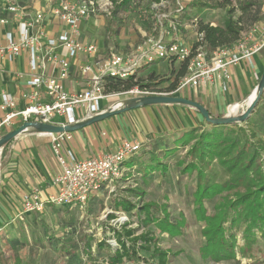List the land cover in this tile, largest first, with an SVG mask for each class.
Returning <instances> with one entry per match:
<instances>
[{"label":"built area","instance_id":"2783aa9c","mask_svg":"<svg viewBox=\"0 0 264 264\" xmlns=\"http://www.w3.org/2000/svg\"><path fill=\"white\" fill-rule=\"evenodd\" d=\"M118 1L61 0L48 10L32 12L20 0H4L0 24L17 25H11L0 39V76L6 72L7 61H14L25 53L29 55V70L16 74L25 78L28 87L22 92L24 106H19L16 96L0 91V136L26 121L68 125L104 112L102 102L117 94L106 92L105 76L127 79L159 59H174L186 64V73L175 90L163 91L157 86L135 85L119 93L128 98L174 95L184 89L217 85L223 80L225 83L230 77L231 67L245 60L250 61L264 49V26L251 27L233 45L209 52L204 33L195 30V39L185 41L181 32L192 30L194 24L178 21L175 24H151L150 29L154 33L144 35L131 51H119L111 46L107 54H102L94 41L81 40V24L94 18L112 17ZM169 2H152L150 7L159 9ZM174 3L177 13H183L185 2L174 0ZM139 10L140 13L148 12L146 9ZM52 20L65 26L57 37L48 34L47 24ZM60 52L64 54L61 56ZM82 55L88 58L80 66L82 74L88 76V86L81 91H69L63 81L70 77L71 60ZM114 106L115 103L109 108ZM238 106L235 104L233 109ZM58 117L64 120L59 121ZM43 134L50 137L52 152L60 165V172L52 179L55 191L44 194L39 187H34L22 198L21 214L41 213L49 205L85 212L94 193L104 187L111 189L126 176L125 163L144 146L141 140L125 139L114 152L78 159L71 149H66V144L73 139L72 132ZM118 219L119 223H123L127 216ZM109 243L113 247L118 245L115 240Z\"/></svg>","mask_w":264,"mask_h":264},{"label":"trees","instance_id":"16d2710c","mask_svg":"<svg viewBox=\"0 0 264 264\" xmlns=\"http://www.w3.org/2000/svg\"><path fill=\"white\" fill-rule=\"evenodd\" d=\"M233 2L234 0L191 2V8L197 6L198 13L190 15L192 24L196 31L204 33V42L207 50L211 52L221 46L233 45L251 27L259 25L242 24V17L236 19ZM143 3L144 0H119L114 15L123 18L124 13L136 12ZM241 5L243 12H246L255 4L251 1ZM212 8L228 9L222 25L205 22L203 17L199 16V13L205 14ZM189 11L191 12L188 9L187 12ZM184 12L180 21L185 18ZM161 61L169 62L174 59H159L155 63ZM150 67L140 69L143 73H149L145 79L136 76L127 79L105 76L106 92H122L135 85L155 86L172 81L171 77L175 75V80L167 87L169 91H173L177 88L179 79L186 73L185 63L181 64L179 72L171 69L167 78H160L156 70H149ZM261 101L264 105V93ZM207 124L210 128L191 127L179 135H173L171 140L156 142L155 147L150 148L152 156L148 161L144 163L132 156L126 165L131 169L139 164V169L145 175L152 170H160L165 174L170 162L164 158L171 157L180 148L187 149L189 160L180 159L177 161V166L181 168L182 174L196 173L193 193L194 213L196 219L203 223L202 233L206 238L205 244L200 248L201 257L215 262L237 263L240 261L238 255L252 258L253 246L256 245L259 237L264 238V159L262 157L264 140L251 126L247 128L242 124L216 125L209 122ZM160 144H163L162 147ZM145 147L146 145L142 150ZM124 178L120 182L124 181ZM124 189L129 196L115 200L113 204L115 211L107 215L111 220L115 219L119 212L127 216V220L123 223L110 228L111 237L118 245L113 247L107 242V238L96 241V252L93 256L92 243L89 240L87 253L94 260V264H124L140 261L143 264H169L172 251L162 248L159 244L160 238L148 227L152 225L160 233L175 236L182 233V228L186 225L185 218L172 219L167 206L143 201L145 190L140 185ZM210 203L211 209L208 206ZM134 224L137 226H133ZM140 230L142 232H139Z\"/></svg>","mask_w":264,"mask_h":264},{"label":"rangeland","instance_id":"374dc122","mask_svg":"<svg viewBox=\"0 0 264 264\" xmlns=\"http://www.w3.org/2000/svg\"><path fill=\"white\" fill-rule=\"evenodd\" d=\"M53 1L59 2L61 0ZM182 1L185 2L186 12H184L185 18L181 22L182 24H192L190 15L198 14L196 10L197 6L191 8V2L193 3V0ZM251 1L255 5L248 11L243 12L241 3ZM151 3L150 0H144L143 5L139 8L148 10L147 13H140L138 9L136 12L133 11V13H124L123 18L114 14L108 18H94L90 21L88 27H97L95 28V38L97 41L104 42L106 47L109 43L110 46L116 47L119 51H131L133 45L142 40L144 35L154 33L150 29L151 24H175L183 18L181 17L183 15L182 13H177L178 8L174 0H170L168 4L159 9L155 8V10L151 9ZM233 3L235 7L234 17L236 19L242 17V24H259L260 26H264L263 0H234ZM188 9L191 10V12L189 11L190 13L187 12ZM227 10L224 8H212L208 9L205 14L199 13V16L201 18L203 17L205 22L222 25L227 16ZM119 29H121V33ZM86 32L90 34L88 31ZM195 32V28H192V30L184 29L181 32V36L185 41H193L195 39ZM90 36L92 37L91 34ZM181 64L183 63L177 60L166 61L161 65L158 76L160 78L169 77L171 69L174 72H179ZM147 74L149 73L141 72L136 77L145 79L148 76ZM260 77L261 74H257L253 91L258 85ZM171 80H175V75L171 77ZM172 81L156 84L155 86L163 91H169L167 87ZM185 90L187 89L174 95L185 97L183 96ZM189 90H193V88ZM253 91L235 109H233V106L236 103H231L228 107L225 105L223 109H220L221 107L215 105L217 100H211V98L208 99L211 103H207V105L213 104L215 117L240 115L247 109L249 97ZM122 92H117V94ZM117 94L110 98L109 101H103L102 105L108 103L110 106L128 98L127 95ZM217 111L219 112L217 113ZM263 112L264 105L260 101L249 119L240 124L247 128L249 126L253 127L264 140ZM143 114H146L145 111H143ZM114 116H119V114ZM58 118L63 119L61 117ZM247 122L249 124H246ZM205 127L210 128V125L206 124ZM172 136L171 134L165 140H171ZM156 142L159 143L158 141ZM155 144H151L150 146L146 144L147 146L135 154L133 158L145 163L152 156L150 148H154ZM162 145L160 144V147ZM186 152L187 149L180 148L171 157L164 158L170 162V167L165 174L160 170H152L148 175H145L139 169V164L129 169L126 165L130 160L128 159L125 163V167L128 168L127 177L124 178L125 180L115 184L111 189L104 187L101 191L94 193L88 209L85 212L62 206L49 205L41 213L21 214L19 209L15 208L16 213L14 214L9 212V210L7 211V207L1 205L6 213L0 212V264H94V260L87 253V242L89 240L91 241L92 253L95 256L96 241L107 238V242L109 243L110 240H114L111 237L112 231L110 228L117 227L120 224L118 218L124 215L119 212L117 217L112 220L108 219L107 215L115 211L113 207L115 200L129 196L126 194L124 188L138 185L142 186L145 190L143 201L167 206L172 219L185 218L186 220V225L182 228V233L175 236L160 233L152 225L148 227L154 230L156 236L160 238V246L172 251L173 255L170 257L171 262L169 264H264V238L260 237L256 245L253 246L252 252H254V256L252 258L238 255L240 261L236 263L233 261L215 262L210 259L204 260L201 257L200 248L205 244L206 238L202 233L203 223L196 219L194 213L193 193L196 186V173L192 175L182 174L181 168L177 166L178 160L188 159ZM262 153L264 159V151ZM1 165L2 159L0 156V168ZM208 206L210 209L212 208L211 203ZM133 226L137 225L134 224ZM142 230L139 232H142ZM241 244H243L242 240ZM124 264L143 263L140 261L137 263L126 262Z\"/></svg>","mask_w":264,"mask_h":264},{"label":"crops","instance_id":"0c3cea01","mask_svg":"<svg viewBox=\"0 0 264 264\" xmlns=\"http://www.w3.org/2000/svg\"><path fill=\"white\" fill-rule=\"evenodd\" d=\"M20 2L29 11L35 12L48 10L50 6L60 1L20 0ZM3 4L4 0H0V12ZM91 20L93 19L84 21L81 24V40L86 42L94 41L99 44L100 52L106 54L111 46L108 43L106 47L104 42L96 40L95 28L97 27H88ZM16 22L14 21V23ZM11 25L15 26L17 23ZM11 25L2 26L0 24V39L12 27ZM64 29L65 26L57 20L48 21L47 30L50 36L57 37ZM86 31L94 37L92 38ZM120 31L121 29H119ZM63 54L64 52H60L61 56ZM87 60L88 58L83 55L71 60L70 77L63 81L65 89L81 91L88 86V76L83 75L80 70V66ZM164 63L165 61L155 63L149 70L158 72ZM5 70L6 72H3L0 76V91L5 90L16 96L19 106L22 107L25 105L22 92L27 90L28 87L25 83V78H20L16 74L17 72H28L29 55L25 53L14 61H7ZM263 70L264 49L255 54L250 61L245 60L238 66L231 67L230 77L225 83L223 80L217 85H202L193 88V90L187 89L183 96L203 104L213 116H216L213 112V104L207 105V103H211L208 101L209 98L211 100L216 99L215 105L221 107L220 109H223L225 105L228 107L231 103L240 104L244 102L255 87L257 74L262 75ZM141 72L139 71V73ZM224 85L226 88H224ZM108 108V103L103 105L104 110ZM143 111L146 114H143ZM58 119L59 121L64 120V118ZM206 124L205 118L196 109L187 105L157 104L143 106L127 110L125 113L119 114V116H112L72 132L73 139L66 144V149H71L78 159H85L105 152H114L125 139L141 140L144 142V146L146 144L150 146L156 141H164L171 134L179 135L188 128L205 127ZM1 159V213H6L2 206L7 207V211L9 210V212L14 214L16 213L15 208L19 209L21 213L23 196L36 186L44 194L55 191L52 179L54 175L60 172V165L52 152L50 137L47 134L31 132L18 136L4 147Z\"/></svg>","mask_w":264,"mask_h":264},{"label":"water","instance_id":"95a60500","mask_svg":"<svg viewBox=\"0 0 264 264\" xmlns=\"http://www.w3.org/2000/svg\"><path fill=\"white\" fill-rule=\"evenodd\" d=\"M263 93H264V70L259 80V83L256 87L253 100L248 104L247 109L240 115L215 117L203 104L197 101L176 95L160 94V95L126 98L124 101L134 100L136 103L134 105H127L122 103L118 108H114V107L108 108L107 110L101 112L100 114L88 118H84L76 122L75 124L59 125V124H51V123H44L38 121H26L17 128H14L13 130H10L0 136V156L4 147L12 140H14L15 138H17L22 134L29 132H34V133L74 132L91 124L97 123L114 115L125 112L127 110L139 108L143 106H149V105H157V104L187 105L196 109L209 123L216 125L240 124L242 122H246L249 119V117L253 114L257 105L261 101Z\"/></svg>","mask_w":264,"mask_h":264},{"label":"bare ground","instance_id":"6f19581e","mask_svg":"<svg viewBox=\"0 0 264 264\" xmlns=\"http://www.w3.org/2000/svg\"><path fill=\"white\" fill-rule=\"evenodd\" d=\"M255 91H256V89L254 90V92L251 94V96H250V98H249V101H248V104L253 100V97H254V95H255ZM125 99H123V100H121V101H119V102H117L116 104H115V106H114V108H118L122 103H124V104H127V105H134L136 102L134 101V100H128V101H124ZM234 108H236V107H234ZM234 111V110H233ZM237 112V111H236ZM32 130V129H31ZM30 130V131H31Z\"/></svg>","mask_w":264,"mask_h":264}]
</instances>
